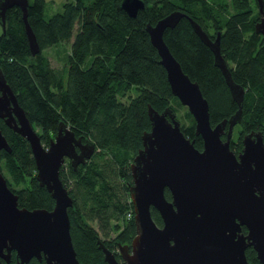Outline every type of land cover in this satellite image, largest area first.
<instances>
[{"label": "trees", "instance_id": "1", "mask_svg": "<svg viewBox=\"0 0 264 264\" xmlns=\"http://www.w3.org/2000/svg\"><path fill=\"white\" fill-rule=\"evenodd\" d=\"M120 2L65 0L46 18L45 0H28L27 20L40 47L34 56L20 8H8L3 27L0 22V68L41 143L47 146L64 122L77 138L95 145L92 156L76 167L65 159L59 173L73 200L70 235L84 264H106L98 241L121 261L119 244H130L136 234L130 164L142 147V134L150 130L148 104L158 112L171 109L185 137L203 148L192 115L171 92L146 32L148 23L154 25L176 10L186 15L163 37L183 71L198 83L212 126L229 119L239 106L188 18L211 39L220 35L221 55L234 82L244 89L241 122L233 127L230 148L240 152L242 137L250 132H261L264 142V39L255 31L261 16L256 0H143L145 7L135 17ZM63 43L69 51L57 70L44 50ZM0 131L11 147V152L0 151V171L17 194L18 206L51 210L54 199L38 184L29 143L2 119ZM164 195L171 199L168 189ZM151 216L162 225L153 207ZM245 254L251 264H260L254 252ZM10 264H17L15 253ZM28 264L46 263L33 258Z\"/></svg>", "mask_w": 264, "mask_h": 264}, {"label": "water", "instance_id": "2", "mask_svg": "<svg viewBox=\"0 0 264 264\" xmlns=\"http://www.w3.org/2000/svg\"><path fill=\"white\" fill-rule=\"evenodd\" d=\"M260 19L255 31L264 39V0H256ZM121 8L135 17L145 7L143 0H121ZM17 6L31 54L40 51L27 20L28 0H0V22L6 10ZM186 15L173 11L147 24L152 46L166 72L171 92L186 106L195 122V134L203 148L194 147L183 134L171 109L158 112L150 104L147 115L150 130L142 134V147L130 164L132 185L129 197L134 212L136 234L130 244H119L116 255L98 241L106 264H251L245 254L253 247L260 264H264V142L261 132L242 137V149L230 148L233 127L241 122L244 89L234 82L220 52V35L211 39L201 26L188 18L194 32L214 55L238 110L212 126L209 105L200 87L182 69L164 41V32ZM0 119L31 148L39 186L54 199L47 209L19 207L17 194L8 186L0 171V264H10L15 253L17 264L33 258L46 264H84L77 258L70 235L68 209L73 200L60 180L65 159L73 167L89 159L95 150L91 141L83 142L60 122L57 133L47 146L32 126L24 109L0 68ZM227 127V129H226ZM226 135L225 139L222 136ZM11 152L0 131V151ZM168 189L171 199L164 191ZM159 213L162 225L151 216ZM246 227L247 233L241 232Z\"/></svg>", "mask_w": 264, "mask_h": 264}, {"label": "rangeland", "instance_id": "3", "mask_svg": "<svg viewBox=\"0 0 264 264\" xmlns=\"http://www.w3.org/2000/svg\"><path fill=\"white\" fill-rule=\"evenodd\" d=\"M32 1V0H30ZM65 0H45V7H44V15L45 17L51 16L53 13L59 11L61 9L62 3ZM231 1V0H228ZM69 51V45L67 43L59 44L53 46L52 48H47L44 50V53L48 55L51 65L60 70L64 67V61L66 60L67 54ZM64 77L66 79V72L64 73ZM186 109L187 107L184 106ZM185 109H182L179 115L183 113ZM91 224L96 227L95 222H91Z\"/></svg>", "mask_w": 264, "mask_h": 264}, {"label": "flooded vegetation", "instance_id": "4", "mask_svg": "<svg viewBox=\"0 0 264 264\" xmlns=\"http://www.w3.org/2000/svg\"><path fill=\"white\" fill-rule=\"evenodd\" d=\"M241 232L244 233V234H246V233H247L246 227L242 226V227H241ZM246 251H248V252H254L255 255H256V252H255V250L253 249V247H248V248L245 250V253H246ZM120 262H121V261H120Z\"/></svg>", "mask_w": 264, "mask_h": 264}, {"label": "built area", "instance_id": "5", "mask_svg": "<svg viewBox=\"0 0 264 264\" xmlns=\"http://www.w3.org/2000/svg\"><path fill=\"white\" fill-rule=\"evenodd\" d=\"M130 217H131V212L127 213V218H130Z\"/></svg>", "mask_w": 264, "mask_h": 264}]
</instances>
